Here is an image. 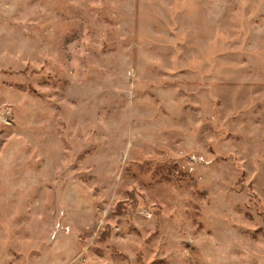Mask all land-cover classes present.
<instances>
[{"label": "rangeland", "instance_id": "1", "mask_svg": "<svg viewBox=\"0 0 264 264\" xmlns=\"http://www.w3.org/2000/svg\"><path fill=\"white\" fill-rule=\"evenodd\" d=\"M0 264H264V0H0Z\"/></svg>", "mask_w": 264, "mask_h": 264}]
</instances>
